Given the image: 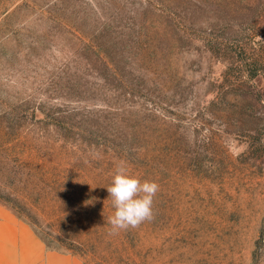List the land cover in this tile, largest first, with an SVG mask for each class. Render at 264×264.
Segmentation results:
<instances>
[{"label":"rangeland","instance_id":"obj_1","mask_svg":"<svg viewBox=\"0 0 264 264\" xmlns=\"http://www.w3.org/2000/svg\"><path fill=\"white\" fill-rule=\"evenodd\" d=\"M0 193L87 264H264V0H0Z\"/></svg>","mask_w":264,"mask_h":264},{"label":"crops","instance_id":"obj_2","mask_svg":"<svg viewBox=\"0 0 264 264\" xmlns=\"http://www.w3.org/2000/svg\"><path fill=\"white\" fill-rule=\"evenodd\" d=\"M0 264H87L76 254L47 246L34 228L0 203Z\"/></svg>","mask_w":264,"mask_h":264},{"label":"clouds","instance_id":"obj_3","mask_svg":"<svg viewBox=\"0 0 264 264\" xmlns=\"http://www.w3.org/2000/svg\"><path fill=\"white\" fill-rule=\"evenodd\" d=\"M114 212L108 217L110 234L136 228L153 219V200L159 191L155 181L141 180L130 174L124 161H120L107 187Z\"/></svg>","mask_w":264,"mask_h":264},{"label":"trees","instance_id":"obj_4","mask_svg":"<svg viewBox=\"0 0 264 264\" xmlns=\"http://www.w3.org/2000/svg\"><path fill=\"white\" fill-rule=\"evenodd\" d=\"M259 103H261V101L259 100L258 101ZM2 193H0V198H3L5 195H1ZM41 238L45 241V243L47 244L48 247H50V242H51V239L49 238V236L47 234H40L38 233Z\"/></svg>","mask_w":264,"mask_h":264}]
</instances>
